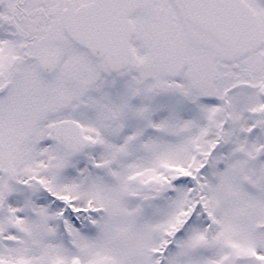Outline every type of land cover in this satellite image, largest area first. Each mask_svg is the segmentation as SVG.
Instances as JSON below:
<instances>
[{
    "label": "snow or ice",
    "instance_id": "snow-or-ice-1",
    "mask_svg": "<svg viewBox=\"0 0 264 264\" xmlns=\"http://www.w3.org/2000/svg\"><path fill=\"white\" fill-rule=\"evenodd\" d=\"M0 264H264V0H0Z\"/></svg>",
    "mask_w": 264,
    "mask_h": 264
}]
</instances>
